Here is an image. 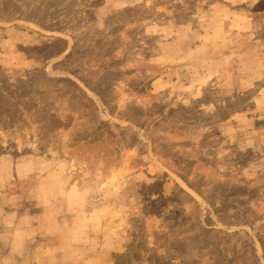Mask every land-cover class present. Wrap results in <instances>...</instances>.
<instances>
[{"label":"rangeland","instance_id":"obj_1","mask_svg":"<svg viewBox=\"0 0 264 264\" xmlns=\"http://www.w3.org/2000/svg\"><path fill=\"white\" fill-rule=\"evenodd\" d=\"M214 247L264 264V0H0V264Z\"/></svg>","mask_w":264,"mask_h":264},{"label":"trees","instance_id":"obj_2","mask_svg":"<svg viewBox=\"0 0 264 264\" xmlns=\"http://www.w3.org/2000/svg\"><path fill=\"white\" fill-rule=\"evenodd\" d=\"M77 86H79V85L77 84ZM173 248H174V250L176 249L175 247H173ZM253 249L256 251L255 247H253ZM213 251L215 253L220 254L219 259H221V260H217L216 264H231L229 261H227L228 255L225 254L223 250L219 249L218 247H214ZM166 257H167V253H164L163 255L157 253L156 257H155L156 261L154 262V264H170V260L168 261ZM257 262H259V264H262V263H260V260H258Z\"/></svg>","mask_w":264,"mask_h":264}]
</instances>
